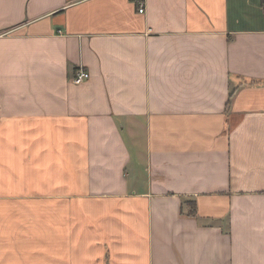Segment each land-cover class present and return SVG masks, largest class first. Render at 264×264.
Returning a JSON list of instances; mask_svg holds the SVG:
<instances>
[{"label":"crops","instance_id":"crops-1","mask_svg":"<svg viewBox=\"0 0 264 264\" xmlns=\"http://www.w3.org/2000/svg\"><path fill=\"white\" fill-rule=\"evenodd\" d=\"M0 264H264V0H0Z\"/></svg>","mask_w":264,"mask_h":264},{"label":"built area","instance_id":"built-area-1","mask_svg":"<svg viewBox=\"0 0 264 264\" xmlns=\"http://www.w3.org/2000/svg\"><path fill=\"white\" fill-rule=\"evenodd\" d=\"M139 13H143L144 12V5L143 4H139V9H138ZM89 78V72L84 70L82 67L77 68L73 77V82L75 84H79L85 80H87Z\"/></svg>","mask_w":264,"mask_h":264}]
</instances>
